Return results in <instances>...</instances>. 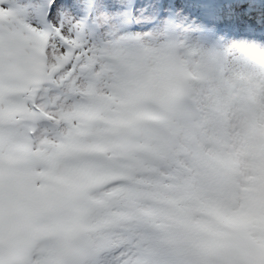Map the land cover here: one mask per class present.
<instances>
[{"label": "snow or ice", "instance_id": "6c2138e0", "mask_svg": "<svg viewBox=\"0 0 264 264\" xmlns=\"http://www.w3.org/2000/svg\"><path fill=\"white\" fill-rule=\"evenodd\" d=\"M257 2L0 0V264H264Z\"/></svg>", "mask_w": 264, "mask_h": 264}]
</instances>
